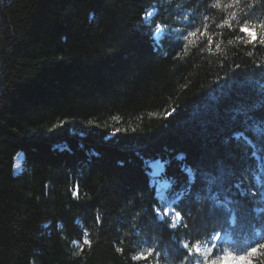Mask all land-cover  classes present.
<instances>
[{"label": "trees", "instance_id": "16d2710c", "mask_svg": "<svg viewBox=\"0 0 264 264\" xmlns=\"http://www.w3.org/2000/svg\"><path fill=\"white\" fill-rule=\"evenodd\" d=\"M202 12L192 0H0V264H177V240L207 250L214 232L216 255L264 243V47L215 29L223 53L199 37L181 49L182 14L199 25ZM157 160L187 229L156 213ZM205 197L226 206L200 213ZM228 207L240 209L231 228ZM148 247L154 258L133 260Z\"/></svg>", "mask_w": 264, "mask_h": 264}, {"label": "snow or ice", "instance_id": "6c2138e0", "mask_svg": "<svg viewBox=\"0 0 264 264\" xmlns=\"http://www.w3.org/2000/svg\"><path fill=\"white\" fill-rule=\"evenodd\" d=\"M193 3L198 5V8L203 9L200 14L202 19L197 24V17L193 16L191 19L186 14L183 15L185 24H183V33L181 49L186 50L189 45L194 44L196 41L194 38H203L207 41L209 47L208 51L223 53L222 43H217L213 32L215 29H227L231 30L232 33H239L236 37L244 45H250L253 47H264V0H192ZM165 3L171 4L172 0H165ZM260 13V15H258ZM219 15L218 20L214 17ZM152 13H146V16L151 17ZM163 22L156 27L154 38V44L160 47H164L167 40L168 34L173 30L167 29ZM233 43V41H229ZM183 53H181L182 55ZM249 56L252 55L251 52L248 53ZM239 67V66H238ZM264 67V66H262ZM176 111L173 107L171 111L165 113V119L171 116ZM129 131L135 132V128L131 129H115L112 134L128 133ZM98 155V154H97ZM190 171V170H189ZM73 195L78 196L79 193H73ZM205 205L200 209V213L205 212L206 206L207 211L211 212L217 208H223L226 205L216 200L211 205L210 197H205ZM261 203H264V197H260ZM135 203V201H131ZM239 207L232 208L228 207L229 214V227H235L237 220L239 219ZM159 216L160 213L156 212ZM165 215H170V220L168 221L170 229L175 232L178 228H189L187 223H184L185 215L180 211H175L172 213H165ZM99 220V217H97ZM179 221V223H177ZM221 234L214 232L211 235V239L208 241L210 247L207 250H202L201 245L197 242L194 247L190 246L189 243H185L182 240H177L176 247L179 250V255L173 253L171 249H167V254L172 256L177 264H187L190 257L193 254L201 255L202 261L197 260L196 264H264V243L257 242L253 246L248 247L245 251L236 254L230 251L223 252L222 255L215 254V246H211V240L214 239L217 242L221 240ZM92 241L86 237L83 239L80 245V251L76 253L80 256L84 252L85 248H91ZM117 252L123 253L124 248H117ZM157 254V249L155 247H148L144 251L137 253L133 260L141 261L154 258ZM159 264V261H157Z\"/></svg>", "mask_w": 264, "mask_h": 264}, {"label": "rangeland", "instance_id": "374dc122", "mask_svg": "<svg viewBox=\"0 0 264 264\" xmlns=\"http://www.w3.org/2000/svg\"><path fill=\"white\" fill-rule=\"evenodd\" d=\"M151 13L154 14V11H152ZM19 155H20V159L17 161V157H16V161H15L16 172H19L21 170V164L23 159L22 154ZM150 166L153 176L157 174L160 175L163 172V165L158 160L150 162ZM155 183H156L158 196L162 202V210L160 211V215L162 218L170 220V215H165V213L170 214L172 212H175V210L173 209V203H174V201L172 200L173 198H171L168 194V182L165 180L162 181L160 178H158V180H156ZM177 223H179V221Z\"/></svg>", "mask_w": 264, "mask_h": 264}, {"label": "bare ground", "instance_id": "6f19581e", "mask_svg": "<svg viewBox=\"0 0 264 264\" xmlns=\"http://www.w3.org/2000/svg\"><path fill=\"white\" fill-rule=\"evenodd\" d=\"M20 159V155H18L17 156V161ZM160 163H162L161 161H160ZM163 165V164H162ZM158 175V174H157ZM150 263V262H149Z\"/></svg>", "mask_w": 264, "mask_h": 264}]
</instances>
